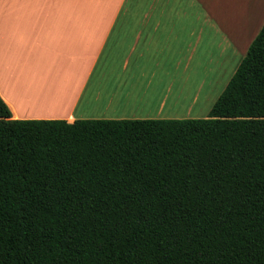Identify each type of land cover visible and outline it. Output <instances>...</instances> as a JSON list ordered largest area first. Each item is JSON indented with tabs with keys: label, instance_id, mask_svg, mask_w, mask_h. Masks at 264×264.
Returning <instances> with one entry per match:
<instances>
[{
	"label": "trees",
	"instance_id": "16d2710c",
	"mask_svg": "<svg viewBox=\"0 0 264 264\" xmlns=\"http://www.w3.org/2000/svg\"><path fill=\"white\" fill-rule=\"evenodd\" d=\"M0 264H264V21L205 117L13 118Z\"/></svg>",
	"mask_w": 264,
	"mask_h": 264
},
{
	"label": "crops",
	"instance_id": "0c3cea01",
	"mask_svg": "<svg viewBox=\"0 0 264 264\" xmlns=\"http://www.w3.org/2000/svg\"><path fill=\"white\" fill-rule=\"evenodd\" d=\"M189 1L0 0V96L11 117L181 116L197 97L187 82L203 41V27L187 24Z\"/></svg>",
	"mask_w": 264,
	"mask_h": 264
},
{
	"label": "rangeland",
	"instance_id": "374dc122",
	"mask_svg": "<svg viewBox=\"0 0 264 264\" xmlns=\"http://www.w3.org/2000/svg\"><path fill=\"white\" fill-rule=\"evenodd\" d=\"M188 6L194 8L187 24L203 27V41L197 48L194 77L187 82L197 97L186 103V112L185 107L176 108V115H181L176 118L208 114L264 21V0H200L196 5L190 0Z\"/></svg>",
	"mask_w": 264,
	"mask_h": 264
},
{
	"label": "bare ground",
	"instance_id": "6f19581e",
	"mask_svg": "<svg viewBox=\"0 0 264 264\" xmlns=\"http://www.w3.org/2000/svg\"><path fill=\"white\" fill-rule=\"evenodd\" d=\"M30 81H31V80H30ZM22 83H23V82H22ZM39 83H40V82H39ZM39 83H38V84H39ZM28 86H29V85H28ZM37 87H38V86H37ZM48 88H49V87H48ZM28 89H29V88H28ZM36 89H37V88H36ZM37 90H40V89H37ZM30 92H31V91H30ZM16 97H17V96H16ZM28 97H29V95H28L27 98H25V99L30 100V97H29V98H28ZM31 97H32V96H31ZM16 99H17V98H16ZM18 99H19V98H18ZM31 99H32V98H31ZM32 100H33V99H32Z\"/></svg>",
	"mask_w": 264,
	"mask_h": 264
}]
</instances>
